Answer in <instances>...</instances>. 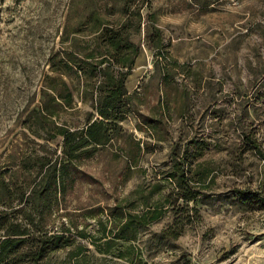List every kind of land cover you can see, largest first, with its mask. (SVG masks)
Wrapping results in <instances>:
<instances>
[{
	"label": "rangeland",
	"instance_id": "obj_1",
	"mask_svg": "<svg viewBox=\"0 0 264 264\" xmlns=\"http://www.w3.org/2000/svg\"><path fill=\"white\" fill-rule=\"evenodd\" d=\"M146 2L157 17L168 57L181 66L174 79L178 85L191 90L198 79L214 88L222 86V90L210 96L215 101L264 99V0ZM68 3L69 0H0V172L6 180L11 176L10 171L17 169L13 163L18 152L33 148V138L22 122L27 110L38 105L37 93L50 54L64 47L59 34ZM134 40L142 45L143 34ZM250 84L256 86L255 90H250ZM233 86L241 90L236 93ZM202 95L203 91H194L187 115L198 110ZM236 109L235 103L230 104L223 127L216 126L213 132L209 117L204 126L196 124L197 131L200 129L203 135H197L196 139H204L210 148L221 151V163L231 171L240 168V174L217 176V185L202 198L203 219L194 217L192 233L183 244L184 251L179 254L160 251L148 256L147 264H264V209L252 200L231 204L237 191L248 197L243 195L242 200L260 193L257 171L264 160L261 156L264 116L242 118L241 125L236 120ZM208 134L217 136L211 138ZM250 141L258 150L251 149ZM55 143L48 145L55 149ZM93 166L97 167L95 163H87L84 170L103 180V175L93 171ZM16 174L19 179L25 175L23 171ZM104 197V186L81 181L66 202L69 209L85 208ZM219 197L225 201H217ZM69 211L78 227L93 234V221L84 218L85 211L81 212L82 217ZM72 235L76 243L89 249L78 258V264H122L118 259L96 253L88 239ZM67 250L53 252L52 258L64 259Z\"/></svg>",
	"mask_w": 264,
	"mask_h": 264
},
{
	"label": "trees",
	"instance_id": "obj_2",
	"mask_svg": "<svg viewBox=\"0 0 264 264\" xmlns=\"http://www.w3.org/2000/svg\"><path fill=\"white\" fill-rule=\"evenodd\" d=\"M142 34L147 48L152 51L153 68L160 75L167 104L170 88L175 89L169 81L171 70L181 66L168 57L157 17L146 0H69L59 34V42L64 47L50 54L48 69L42 74L37 93L38 105L28 110V106L25 107L27 113L22 124L33 138V148L18 152L13 163L17 169L10 171L8 180L0 172V264H78V258L89 249L76 243L72 234L88 239L92 245L101 239L93 238L74 223L55 224L51 215L73 187L74 165L89 158L98 148L126 136L125 153L130 163L138 162L144 143L133 139L131 134L126 135L119 124L129 114H134L153 130L155 139L162 140L164 130L132 107L134 94H127L124 87L139 55L140 44L134 37ZM180 90L181 97L186 87L182 85ZM77 102L88 104L90 110L82 112ZM93 111L99 118L93 120ZM81 112L84 115L81 126L58 122L63 115L75 116ZM57 137H61V142H56V148L52 149L48 144L54 143ZM205 142L192 137L174 143L170 149L167 164L171 171L167 176L174 182L175 191L168 195V203L175 214L197 212L194 206L184 207L201 195L195 188L190 168L192 162L209 149ZM250 143L251 149L258 150V146ZM18 171L25 174L21 179L16 174ZM237 193V201L252 200L264 209V198L258 194L242 200L245 193ZM179 200L183 204L176 206ZM120 215L108 229L110 233L116 229L115 233L98 245L99 251L140 264L138 250L132 246L119 249L115 240L128 239L142 222L136 217L122 221ZM100 222V230L105 234L106 225ZM162 234H170V230ZM115 245L116 252H113ZM62 249H68L64 259L52 258L53 252Z\"/></svg>",
	"mask_w": 264,
	"mask_h": 264
},
{
	"label": "crops",
	"instance_id": "obj_3",
	"mask_svg": "<svg viewBox=\"0 0 264 264\" xmlns=\"http://www.w3.org/2000/svg\"><path fill=\"white\" fill-rule=\"evenodd\" d=\"M178 69L180 70L181 68L178 67L171 70L172 75L169 81L173 83V88L175 87V89L172 90L170 88L166 98L168 103L166 104L163 96L165 88L161 84L159 73L155 72L153 68L152 51L147 48L145 41L140 45L139 55L135 59L131 74L124 82V87L127 94H134L135 98L132 103L130 102L132 107L144 117L152 119L153 123L156 122V124L160 125L158 127L162 131L164 130L162 140L155 139L152 133L153 130L142 123V120L138 119L134 114H129L119 124L123 131L126 132V135L131 134L133 139H138L144 143V149L142 148L143 150H141L138 162L130 163L128 154L125 153L128 148L125 140L126 136L121 138V140H112L110 143L98 148L89 158L82 159L77 165H74L75 170L71 172V178L74 180L73 187L68 190L63 200L58 202L56 211L51 215V219L57 221V224L60 222L65 225L74 223L78 229L83 228L86 233H89L84 227H78L74 221L76 219H71L68 213L71 210L74 213H80L78 216L82 217L81 212L85 211L84 218L93 221V234H90L93 235V238H101L96 245L89 243L93 246V250L103 256L118 259L122 264H132V262L111 254H102L98 247L99 244L102 245L105 239H110L115 233L116 229H112V233L108 232V229L111 227V223H114L115 219H117V215L121 214L119 218L122 221L126 218L136 217L142 222L137 225L133 235L128 239L115 240L116 245H119V249L132 246L134 250H138L140 253L137 258L140 264H147V257L160 251H172L174 254H179L184 251L183 244H186L185 240L192 233L194 217L203 219V211L200 210L204 206L202 198L209 194L210 189L217 185V176H234L241 172L240 168L234 167L233 171H231L229 167L223 165L219 157L221 151L212 149L209 146V149L200 158L192 162L190 168L195 188L200 191L201 195L197 197L196 201L188 202L184 208L189 209L193 203H196L194 207L199 209V211L196 213L185 211L184 213L175 214L173 206L168 203V195L175 191V184L167 176V173L171 171L170 164L168 165L167 161L169 160V152L173 144L189 140L192 137L196 138L199 134L203 136L200 133V129L197 131L196 124L204 126L206 117L211 120L209 123L213 126L211 132L215 131L214 128L216 126L222 128L223 122L227 120L226 112L230 104L235 103L237 107L234 111L237 114L236 120L241 125H243L242 118H260V116H264L263 98L256 97L255 100L252 99L249 102H243L242 100L237 102L210 100V96L215 91L222 90L223 87L214 88L210 85H204V81L198 79H195L196 82L193 83L194 89L190 90L186 87L185 95L180 97L181 86L174 81L175 75L179 73ZM233 87L236 93L241 90L236 89L235 86ZM255 87L250 84V90H255ZM238 88L241 87L239 86ZM194 91L195 93L203 91L204 95L201 96L199 108L194 115H187V113L189 114ZM260 106L261 108H259ZM77 107L82 112L90 110L88 104H81L80 102H77ZM82 112L75 116L63 115L58 118V122L68 121L72 125L81 126L84 122ZM96 118H99V116L94 112L93 120ZM154 134L157 135L155 132ZM207 136L212 138L217 135L208 134ZM262 136L264 138V134ZM56 142L60 144L61 137H57ZM262 153L264 158V151ZM152 158L154 159V164L150 162ZM262 161L263 164L257 171V177L258 188L260 189L258 195L264 198V160ZM87 163H95L97 165V167L93 166L92 169L97 173H101L103 180L97 179L94 175L84 170V166ZM159 165H162L160 169L157 168ZM228 169L230 172L227 171ZM156 171H158L157 176H155ZM225 171L228 173H225ZM81 181L104 186L105 197L94 200L93 205L89 207H73V209H69L66 198L73 191L76 184ZM107 192H109L108 195ZM217 201L225 200L219 197ZM235 201L237 200L234 199L232 203L234 204ZM179 204L180 206L183 204L182 200L175 203L176 206ZM114 207L120 208L115 209ZM99 220L106 225L105 234L100 230ZM166 229L170 230V234L163 235L162 233ZM116 245L111 249L113 252H116Z\"/></svg>",
	"mask_w": 264,
	"mask_h": 264
}]
</instances>
